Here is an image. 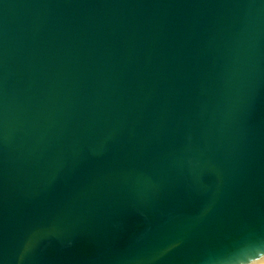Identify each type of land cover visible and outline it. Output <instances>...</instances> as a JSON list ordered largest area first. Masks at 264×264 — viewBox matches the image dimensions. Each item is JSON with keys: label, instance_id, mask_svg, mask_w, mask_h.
Returning a JSON list of instances; mask_svg holds the SVG:
<instances>
[{"label": "water", "instance_id": "obj_1", "mask_svg": "<svg viewBox=\"0 0 264 264\" xmlns=\"http://www.w3.org/2000/svg\"><path fill=\"white\" fill-rule=\"evenodd\" d=\"M264 0H0V264H263Z\"/></svg>", "mask_w": 264, "mask_h": 264}, {"label": "bare ground", "instance_id": "obj_2", "mask_svg": "<svg viewBox=\"0 0 264 264\" xmlns=\"http://www.w3.org/2000/svg\"><path fill=\"white\" fill-rule=\"evenodd\" d=\"M264 264V263H263Z\"/></svg>", "mask_w": 264, "mask_h": 264}]
</instances>
